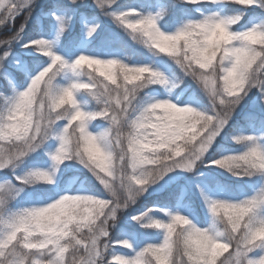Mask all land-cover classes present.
I'll use <instances>...</instances> for the list:
<instances>
[{
    "label": "rangeland",
    "instance_id": "374dc122",
    "mask_svg": "<svg viewBox=\"0 0 264 264\" xmlns=\"http://www.w3.org/2000/svg\"><path fill=\"white\" fill-rule=\"evenodd\" d=\"M33 1L0 0V14L12 10L11 18ZM122 1L91 0L94 14L48 13L54 19L51 33L22 43L19 52L4 57L6 66L0 72L10 91L0 103V142L17 150L0 157V264H65L72 229L93 224L108 207L109 195L89 190L78 175L60 187L74 151L72 125L79 136V167L103 184L110 178L119 182L120 160H127L132 184L149 182L150 192L183 183L174 205H152L127 216L130 225L148 224L151 232L167 236L192 228L200 260L213 259L229 246L221 213L242 222L250 208H264L261 183L243 191L212 188L205 169L188 184L182 182L200 165L226 166L242 160L238 154L226 157L231 150L226 144L249 140L228 127L227 116L244 106L236 101L251 68L264 64V0H151L146 7L119 5ZM188 3L192 9L185 7ZM231 4L238 7L232 11ZM103 21H120L143 31L148 44L173 56L180 66L188 64V73L197 75L199 87L216 107L201 102L165 61L128 59L110 47H96ZM78 22L82 33L66 43ZM25 55L45 56L46 61L31 72L22 62ZM12 68L26 73L22 82ZM119 79L130 84L145 79L149 88L130 113L118 97L116 109L100 105L107 102L96 89L100 80ZM60 109H66L63 116H54ZM168 159L172 163L160 167ZM245 179L232 181L238 185ZM52 189L56 191L49 193ZM189 194L199 197L202 222L186 199ZM251 224L260 234L263 224L251 220L246 232ZM235 225H230L234 231ZM16 238L26 250L41 253L30 261L11 259L8 249ZM247 240L254 242L253 237ZM248 244L235 252V263L248 254L249 264H264V239L258 247Z\"/></svg>",
    "mask_w": 264,
    "mask_h": 264
},
{
    "label": "trees",
    "instance_id": "16d2710c",
    "mask_svg": "<svg viewBox=\"0 0 264 264\" xmlns=\"http://www.w3.org/2000/svg\"><path fill=\"white\" fill-rule=\"evenodd\" d=\"M84 2L85 0H34L28 8L23 10L21 15L15 18L12 24L9 17L12 10L10 12L4 10L0 14V68L6 66L4 59L6 55L19 52L21 43L41 34L51 33L54 20L45 14L62 10L70 13L94 14L96 10L90 5L91 0L87 4ZM150 3H152L151 0H123L119 5L134 4L146 7ZM185 7L192 9L193 5L188 3ZM234 7H238V5L231 4L229 9L232 10ZM81 31L82 25L78 22L75 29L66 37L65 42L67 43L73 39V36L81 34ZM145 40L142 32L126 28L120 21H103L94 39V44L99 48L110 47L128 59L165 61L177 73L178 80L188 86L201 102L211 109L216 107L208 94L199 87V82L196 81L197 75L188 73L186 68L189 67L188 64L184 65L186 67L180 66L173 56L160 52L152 45H148ZM22 60L32 72L38 65L44 63L46 57L29 55L23 56ZM251 70L242 94L236 101L237 105L244 103V106L240 110L232 111L227 116L228 126L232 130L237 129L239 137L249 138V140L241 139L238 144H226L227 148L231 149L226 157L238 154L242 158L241 162H229L226 166H212L209 163L207 168L200 165L192 173L189 172L182 182L187 181L185 183L188 184L190 177H195L200 170L205 169L207 173L204 172V176H208V184L212 188L219 186L229 190L237 187L238 190L243 191L245 187L250 189L259 183L264 187V64L252 67ZM11 72L19 82H22L26 75L25 72L15 68H12ZM96 89L107 101L100 105L107 109L112 107L116 109L117 101L114 97H118L121 98L120 104H125V109L130 113L135 103L141 100L149 88L145 79H140L133 84L119 79L116 83L100 80ZM9 91L10 87L0 72V103ZM65 111L66 109H61L54 112L53 115L62 117ZM119 123L123 122L119 121ZM74 129L75 125H72L69 130L72 136L73 156L66 164L67 170L63 175L60 187L72 176L79 175L90 190L108 194L111 201L96 222L84 228L74 227L72 229L70 237L66 240L68 250L65 264H127V262L128 264H249L248 254L238 263H235L233 256L237 250L242 251L248 248V243L255 247L260 246L264 239V236H261L264 231L263 207L250 208L242 222H233L221 213L220 220L223 229L226 228L229 246L224 253L216 255L213 259L200 260L199 244L193 236L196 233L192 228H188L185 234L182 229L181 232L171 233L170 236H167V233L159 234L156 233V230L151 232L152 228L148 224L130 225V218L127 216L128 213L136 214L152 205H174L183 190V183L173 184L164 191L150 192L148 191L149 182L144 184L145 186L132 184L130 166L127 160H120L119 167L116 168L119 182L110 178L103 184L96 175L85 172L79 167L77 158L78 147H80L79 136ZM16 150L14 146L0 142V157L12 155ZM163 161L164 163L160 167H166L173 160ZM238 176H243L246 179L242 180L243 183L234 185L232 179L238 178ZM53 192H55L53 189L49 190V193ZM186 199L190 201V205L197 213L196 217L202 222L204 216L199 197L189 194ZM156 219L160 220V216L156 215ZM250 220L263 224L260 234H256L253 224L249 226L248 233L246 232ZM234 223H236V231L230 228V225ZM250 233L253 234L250 236ZM248 237H253L254 242L246 241ZM244 238L246 239L244 240ZM21 242L22 239L17 238L9 247V255L12 258L21 257L30 261L41 253V250H25ZM93 245H96L98 250H95ZM117 257H121V260H118Z\"/></svg>",
    "mask_w": 264,
    "mask_h": 264
}]
</instances>
